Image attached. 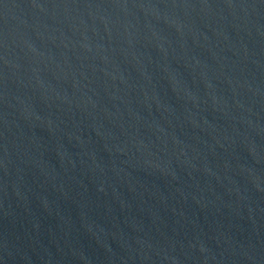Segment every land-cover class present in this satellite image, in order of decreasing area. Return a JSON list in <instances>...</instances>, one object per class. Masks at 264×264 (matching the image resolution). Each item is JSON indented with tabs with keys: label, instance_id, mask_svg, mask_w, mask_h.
Here are the masks:
<instances>
[{
	"label": "water",
	"instance_id": "obj_1",
	"mask_svg": "<svg viewBox=\"0 0 264 264\" xmlns=\"http://www.w3.org/2000/svg\"><path fill=\"white\" fill-rule=\"evenodd\" d=\"M0 264H264V0H0Z\"/></svg>",
	"mask_w": 264,
	"mask_h": 264
}]
</instances>
